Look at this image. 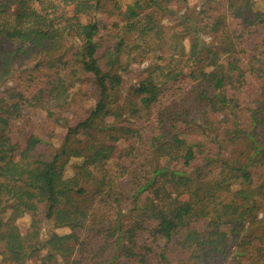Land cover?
<instances>
[{"label":"trees","instance_id":"trees-1","mask_svg":"<svg viewBox=\"0 0 264 264\" xmlns=\"http://www.w3.org/2000/svg\"><path fill=\"white\" fill-rule=\"evenodd\" d=\"M108 2L124 22L112 44ZM167 18L195 31L192 51ZM21 63L26 85L4 88ZM85 84L95 106L53 152L23 124L0 143V264H264V0H0V142L33 100L52 118ZM41 212L76 246L42 241Z\"/></svg>","mask_w":264,"mask_h":264},{"label":"rangeland","instance_id":"rangeland-1","mask_svg":"<svg viewBox=\"0 0 264 264\" xmlns=\"http://www.w3.org/2000/svg\"><path fill=\"white\" fill-rule=\"evenodd\" d=\"M120 10L116 9L111 2H108L104 9L97 12V19L101 22L102 28L100 30L101 41L107 44H112L116 41V33L119 31L117 27L113 24L117 23L119 26L123 25L122 16L119 13ZM164 23L167 25H173L175 32L178 33L181 38L182 44L184 45L185 51H192L196 44V33L194 30H191L189 26H183L176 24V21L173 18H167L164 20ZM161 52H153L151 56L141 63H136L130 66V69L123 73L124 81L123 85L118 91L119 95L122 97L128 92L130 86L135 83L143 75V70L150 63L157 61L156 55ZM166 58L167 54H163ZM24 66L18 64L15 66V71L8 82L4 85L5 87H17L23 88L26 83L23 80L22 71ZM93 87H90V84L85 85H75L70 89V98L68 105L61 110L55 108L56 114L51 118L48 115V112L35 104L32 107H25L24 110V119L15 122L16 124L12 125L11 137L10 135H5L1 140V145L4 148L9 146L11 138L15 139L17 136L15 125L19 127L23 124L25 125L26 131H33L44 143L40 146V151L42 153L50 154L53 152L61 143L64 135L67 132L65 123L67 125H75L77 122L85 119L89 112L94 108L96 103V97H94ZM113 116L108 118V121H112ZM83 137V132L78 130L75 134V138L81 139ZM72 174V162L68 163L63 167L57 177L59 184L62 183V178L68 177ZM123 186H127L128 178L124 177L121 180ZM235 184V183H234ZM216 186L212 188V194L215 197ZM7 188L4 184L0 183V193H6ZM42 213V212H41ZM38 217V233L42 241L45 238L51 237L54 241H59L61 239L69 240V243L73 246H76L79 238V231H72L68 227H56L53 222L49 219H46L43 216V213ZM32 216L30 212L24 213L22 216L16 219V225L19 231L22 234H25L31 226ZM193 225L199 230L202 231L205 226V221L200 220L193 223ZM45 255V252H41L40 256ZM177 256V255H175ZM40 257H36L27 264H38ZM177 258V257H175ZM54 264H67L61 258H56ZM245 260H236L229 258L227 260H216L211 264H245Z\"/></svg>","mask_w":264,"mask_h":264}]
</instances>
